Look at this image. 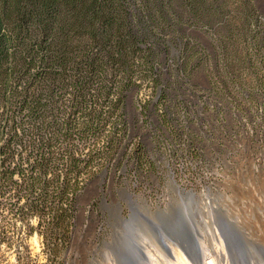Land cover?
<instances>
[{"label":"trees","instance_id":"1","mask_svg":"<svg viewBox=\"0 0 264 264\" xmlns=\"http://www.w3.org/2000/svg\"><path fill=\"white\" fill-rule=\"evenodd\" d=\"M263 48L264 0H0V211L38 216L49 247L66 244L79 179L98 157L109 172L131 102L178 113L198 76L230 91L226 53L253 68Z\"/></svg>","mask_w":264,"mask_h":264},{"label":"rangeland","instance_id":"2","mask_svg":"<svg viewBox=\"0 0 264 264\" xmlns=\"http://www.w3.org/2000/svg\"><path fill=\"white\" fill-rule=\"evenodd\" d=\"M204 41L215 51L211 33ZM256 53L253 68L242 64L240 54L226 53L220 72L237 67L230 91L216 79L215 91L207 90L210 80L198 76L195 81L203 90L183 94L186 109L178 113L165 116L162 106L150 105L144 116L131 102L129 136L110 156L109 172L99 173L104 160L98 157L91 174L84 171L79 179L69 241L53 250L39 232L38 216L23 220L0 211V264H107L124 235L118 218L130 219L131 202L141 207L135 219L145 238L144 231H152L150 212L170 208L172 216L178 213L173 209L176 189L215 200L223 209L215 214V224L233 220L248 245L259 246L242 225L250 198L264 204V48L261 56ZM152 97L143 89L134 100L143 106ZM258 262L264 264V259Z\"/></svg>","mask_w":264,"mask_h":264},{"label":"bare ground","instance_id":"3","mask_svg":"<svg viewBox=\"0 0 264 264\" xmlns=\"http://www.w3.org/2000/svg\"><path fill=\"white\" fill-rule=\"evenodd\" d=\"M176 195L173 209L178 213L172 216L170 208L150 212L152 231L145 230V238L135 219L141 207L131 202L130 219L118 218L124 235L107 264H259L258 259H264V204L255 197L248 200L249 215L242 224L259 245L252 247L233 220L215 224V214L223 210L215 200L179 189Z\"/></svg>","mask_w":264,"mask_h":264}]
</instances>
